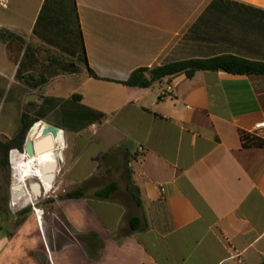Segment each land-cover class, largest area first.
Returning <instances> with one entry per match:
<instances>
[{"label":"crops","instance_id":"crops-1","mask_svg":"<svg viewBox=\"0 0 264 264\" xmlns=\"http://www.w3.org/2000/svg\"><path fill=\"white\" fill-rule=\"evenodd\" d=\"M9 1L0 6V140L19 134L35 102L43 129L32 137L58 127L62 163L45 184L57 197L50 217L36 205L1 215L0 264H261L264 146L246 140L264 122V75L122 82L191 59L264 62V0ZM113 182L110 199L95 197ZM80 188L84 198L61 199Z\"/></svg>","mask_w":264,"mask_h":264},{"label":"trees","instance_id":"trees-1","mask_svg":"<svg viewBox=\"0 0 264 264\" xmlns=\"http://www.w3.org/2000/svg\"><path fill=\"white\" fill-rule=\"evenodd\" d=\"M74 4L75 1L73 0ZM76 10V6H75ZM78 18V17H77ZM81 34V51L80 62L87 64L86 49L83 43V35ZM203 71H224L235 75H264V62L252 61L234 55H222L207 59H191L185 61H177L168 63L162 66L153 68L142 67L135 70L129 79L122 82L129 86L150 88L155 83L162 81L165 78H173L180 75H185L188 78L194 77L197 73ZM47 79L42 83H46ZM81 99L80 96H74ZM38 105L35 102L27 104L22 115V127L19 134L11 140H0V154L2 155L1 164L9 165V155L12 150L24 152L25 143L30 130L40 123L36 115ZM257 146H264V143H254ZM119 190V185L115 182L98 190L95 197L98 199H110ZM86 196L85 189L80 188L71 192H66L61 199H81ZM134 200L141 205V201L136 194H133ZM26 211H29L26 209ZM132 231H137L142 227V221L138 217H133L130 220ZM2 225L0 224V231ZM264 264V261L261 263Z\"/></svg>","mask_w":264,"mask_h":264},{"label":"water","instance_id":"water-1","mask_svg":"<svg viewBox=\"0 0 264 264\" xmlns=\"http://www.w3.org/2000/svg\"><path fill=\"white\" fill-rule=\"evenodd\" d=\"M35 126L30 130L25 147L24 152L26 159L32 160L37 163L38 156H45L49 153L59 154V149L61 145L58 143V137L60 136V129L51 124H46L45 130L43 132V136L39 139H35L32 137V132ZM62 163V158H58V164ZM43 176L32 175L26 181L19 182L20 189L16 192L13 191L11 198L13 202L19 201L22 198H28L31 202L37 201L42 194L46 193V183H51L53 185L55 174L53 173H44ZM30 181H34L33 183ZM16 185L14 186V189Z\"/></svg>","mask_w":264,"mask_h":264},{"label":"rangeland","instance_id":"rangeland-1","mask_svg":"<svg viewBox=\"0 0 264 264\" xmlns=\"http://www.w3.org/2000/svg\"><path fill=\"white\" fill-rule=\"evenodd\" d=\"M42 129H43L42 126H36L32 134H35L41 131ZM21 154L25 155L23 153ZM1 158H2V155L0 154V217L1 215H3L4 218L8 220L10 214L14 212H21L26 209L32 211L34 210L35 205L38 210L43 209V211L47 213L51 212L53 210V203H54L51 200L57 199V197H55V193H52L53 191L48 194L45 193L44 196L40 198L38 202H35V203L32 202V205H28L30 204L29 202H31L28 198H23L17 205L16 204L13 205L14 202L12 201L11 195H12V192L14 191V186L17 185L16 181L19 180V176H21V174L17 172L18 174L14 175L13 167H14V170H16L17 167L16 165H14L13 161L11 160V152L9 155V165L8 166H4L1 164ZM23 159L24 161H26L27 160L26 156L23 157ZM31 182L33 183L34 181H30V183ZM19 189H20V186H19ZM14 206H17V207H14ZM41 207H44V208H41ZM48 216L50 217V213ZM22 219H23V216H20L18 221L16 222L14 221V223L11 224V228H15L19 223H21Z\"/></svg>","mask_w":264,"mask_h":264},{"label":"bare ground","instance_id":"bare-ground-1","mask_svg":"<svg viewBox=\"0 0 264 264\" xmlns=\"http://www.w3.org/2000/svg\"><path fill=\"white\" fill-rule=\"evenodd\" d=\"M23 157H25V155H22L18 151L12 152V161H13L14 165H16V167H17V169L15 170V174H18L17 172H19L21 174V176H19L20 181L21 182H23V180L25 181V177H30L31 173L36 174V175H41V171H38L37 169H35L33 167L34 165H36V162L32 161V160H28V159L26 161H24ZM37 162L40 163L41 170L44 171V173H53L54 174L56 167L58 165V162L56 159V154H54L53 152L49 153L45 156H38ZM13 169H14V167H13ZM42 176H43V174H42ZM18 184L19 183L17 182L16 188L14 189L15 192L19 189ZM46 187L48 188L50 186L46 185ZM21 200H19V202ZM14 203H17V201ZM37 216L39 219H41L43 217V212L39 213V211L37 210Z\"/></svg>","mask_w":264,"mask_h":264},{"label":"built area","instance_id":"built-area-1","mask_svg":"<svg viewBox=\"0 0 264 264\" xmlns=\"http://www.w3.org/2000/svg\"><path fill=\"white\" fill-rule=\"evenodd\" d=\"M9 0H0V6L4 9L9 7ZM249 138L246 140L247 142L254 144L258 140H262L264 138V122H259L255 124L253 130L249 132Z\"/></svg>","mask_w":264,"mask_h":264}]
</instances>
